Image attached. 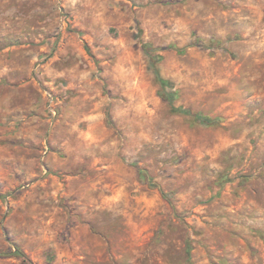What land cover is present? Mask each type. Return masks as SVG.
<instances>
[{
	"label": "rangeland",
	"instance_id": "374dc122",
	"mask_svg": "<svg viewBox=\"0 0 264 264\" xmlns=\"http://www.w3.org/2000/svg\"><path fill=\"white\" fill-rule=\"evenodd\" d=\"M0 264H264V0H0Z\"/></svg>",
	"mask_w": 264,
	"mask_h": 264
},
{
	"label": "trees",
	"instance_id": "16d2710c",
	"mask_svg": "<svg viewBox=\"0 0 264 264\" xmlns=\"http://www.w3.org/2000/svg\"><path fill=\"white\" fill-rule=\"evenodd\" d=\"M213 40L214 39H211V41ZM151 47L152 45L150 43L143 44V49L145 53H147L150 59L153 61L155 80L161 88L158 91V94L165 102L168 103V105L170 106V110L177 114L190 115L194 118V120L204 125H216L220 121L219 117H212L210 115L203 114L201 112H193L189 108H183L173 105V100L176 94L175 92L170 93L165 90V86L168 84V80L161 77L157 69V63L162 59V55L158 53H154ZM178 50L181 51L182 49H178ZM139 172L143 173L144 171L140 170ZM17 254H19L23 259H26L25 255L21 250L17 249Z\"/></svg>",
	"mask_w": 264,
	"mask_h": 264
}]
</instances>
